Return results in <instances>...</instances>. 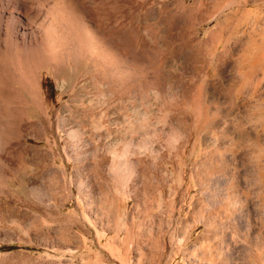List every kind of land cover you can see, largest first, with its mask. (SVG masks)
<instances>
[{
  "label": "rangeland",
  "instance_id": "1",
  "mask_svg": "<svg viewBox=\"0 0 264 264\" xmlns=\"http://www.w3.org/2000/svg\"><path fill=\"white\" fill-rule=\"evenodd\" d=\"M0 264H264V0H0Z\"/></svg>",
  "mask_w": 264,
  "mask_h": 264
}]
</instances>
